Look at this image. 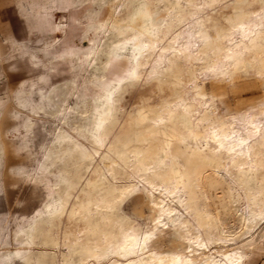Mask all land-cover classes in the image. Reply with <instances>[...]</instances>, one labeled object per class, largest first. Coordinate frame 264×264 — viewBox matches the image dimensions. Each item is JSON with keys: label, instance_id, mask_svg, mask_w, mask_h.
I'll use <instances>...</instances> for the list:
<instances>
[{"label": "rangeland", "instance_id": "obj_1", "mask_svg": "<svg viewBox=\"0 0 264 264\" xmlns=\"http://www.w3.org/2000/svg\"><path fill=\"white\" fill-rule=\"evenodd\" d=\"M200 1L0 0V264L123 260L114 254L98 257L85 239L69 244L62 230L47 235L35 226L39 223L47 232L52 220L65 217L71 206L68 203L65 210L63 205L70 189V171L80 176L78 190L87 189L88 184L96 189L106 184L104 178L88 180L92 166L87 155L98 159V153L111 144L121 147L134 139L144 121L153 123L161 115L162 93L168 90L172 95L166 103H176L173 99L185 79L194 77L189 83L195 94L215 100L220 120L230 115L242 119L253 109L258 116L264 114V74L257 73L258 65L251 59L220 80H212L200 72L211 61L207 57L187 72L170 71L159 90H149L147 100L142 97L149 67L139 73L138 57L158 40V29L166 30L163 42H167L173 31L166 25L183 3ZM236 1L221 0L215 7L227 12V3ZM239 1L246 9H255L264 0ZM211 32L215 36L214 28ZM154 101L161 105L151 107ZM101 123L112 126L103 136L99 134ZM187 141L192 144V139ZM101 168L106 171L102 163ZM219 171L230 184L226 194L238 199L239 216L229 227L232 239L197 244L173 227L168 213L153 204L141 181L127 176L117 183L134 182L138 188L113 204L112 217L120 222L133 220L140 235L153 232L150 247L160 252L191 254L198 260L205 254L237 250L243 253L244 264H264V217L252 228L245 227L237 173L223 167ZM171 203L183 211L178 200ZM83 220V213H78L74 223ZM109 227V223L101 226L94 212L88 235L98 238ZM82 255L88 257L86 263L81 262Z\"/></svg>", "mask_w": 264, "mask_h": 264}, {"label": "bare ground", "instance_id": "obj_2", "mask_svg": "<svg viewBox=\"0 0 264 264\" xmlns=\"http://www.w3.org/2000/svg\"><path fill=\"white\" fill-rule=\"evenodd\" d=\"M220 1L183 3V8L175 11L174 20L166 25L173 31L167 42H163L168 36L166 30H157L158 40L149 43L146 52L137 59L139 73L149 67L145 77L148 87L141 93L145 100L149 90L154 92L153 89L164 84L170 71L187 72L207 57H211V61L203 65L200 72L212 80H220L241 68L247 59L257 63L258 74H264V1L255 9H246L239 0L228 2L227 12H222L223 7L219 5L215 7ZM174 28L177 31L174 32ZM189 80L192 83L194 77L182 83L177 99H173L176 100L174 105L166 103L172 94L165 89L161 94L165 99L161 115L153 123L144 121L134 139L124 141L121 147L111 144L98 153V159L87 155L92 166L88 180L97 182L104 178L106 184L101 183L98 189L88 184L87 189L78 190L80 176L70 171V189L63 205L65 210L68 203L71 202V206L65 217L60 214L52 220L47 232L39 223L35 230L47 235L62 230L69 244L85 239L98 257L114 254L123 259L115 258L102 264H244L243 253L237 250H226L218 256L205 254L198 260L191 254L157 251L149 244L153 232L140 235L133 220L120 222L112 217L113 204L138 188L134 182L117 183V179L127 176L141 181L151 194L153 204L168 213L173 227L197 244L204 246L232 239L229 227L239 216L235 208L238 199L226 194L230 184L220 173V167L237 173V184L243 191L245 203L242 216L245 227L252 228L264 217V114L258 116L253 109L246 111L242 119L230 115L220 120L215 100L196 95ZM157 104L161 105L160 101L150 106L157 107ZM111 127L101 123L99 134L103 136ZM176 133H180V137ZM188 139H192V144ZM173 199L178 200L183 211L172 205ZM94 212L101 226L110 224L98 238L88 235ZM78 213H83L84 220L75 224ZM87 258L80 256L82 263H86Z\"/></svg>", "mask_w": 264, "mask_h": 264}]
</instances>
